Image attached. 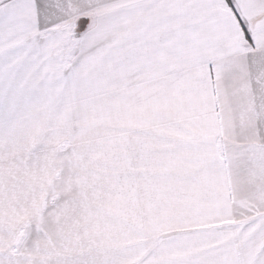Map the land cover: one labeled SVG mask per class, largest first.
<instances>
[{"label":"snow or ice","instance_id":"6c2138e0","mask_svg":"<svg viewBox=\"0 0 264 264\" xmlns=\"http://www.w3.org/2000/svg\"><path fill=\"white\" fill-rule=\"evenodd\" d=\"M0 264H264V0H0Z\"/></svg>","mask_w":264,"mask_h":264}]
</instances>
